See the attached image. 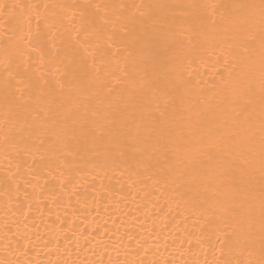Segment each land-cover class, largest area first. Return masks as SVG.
Returning a JSON list of instances; mask_svg holds the SVG:
<instances>
[{"label":"bare ground","instance_id":"1","mask_svg":"<svg viewBox=\"0 0 264 264\" xmlns=\"http://www.w3.org/2000/svg\"><path fill=\"white\" fill-rule=\"evenodd\" d=\"M0 264H264V0H0Z\"/></svg>","mask_w":264,"mask_h":264}]
</instances>
